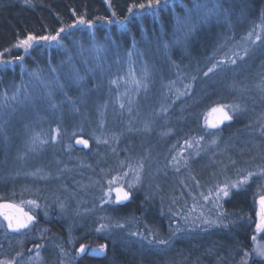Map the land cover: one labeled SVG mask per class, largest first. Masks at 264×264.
<instances>
[{
  "label": "trees",
  "instance_id": "obj_1",
  "mask_svg": "<svg viewBox=\"0 0 264 264\" xmlns=\"http://www.w3.org/2000/svg\"><path fill=\"white\" fill-rule=\"evenodd\" d=\"M184 2L188 5L187 0ZM140 3L147 4V0H30V3H25V0H0V53L12 49L27 33L55 34L59 28L71 25L77 17L84 16L94 21L92 29L77 25L74 30L62 33V37L73 34L86 42L94 34L96 40L113 41L123 47L145 37L158 42L169 40L170 44L165 42L169 46L165 55L172 70L171 82H174L173 88L167 84L168 108L164 111L170 118L166 127L170 131L171 147L167 154L159 157L162 161L159 180L151 192L145 188L132 190V197L119 205L100 203L108 180L125 168L120 169L116 164L126 153L125 149L119 151V147L124 148L127 142H120L116 134L114 144L107 147L93 145L88 151L72 146L73 156L85 159L88 165H93L96 173L95 179H83L84 184H81L75 174L65 180L53 176L50 180L46 178L45 182L41 179L36 182L19 179L15 169L12 166L9 168L6 134L0 132V200L17 203L37 200L41 205L38 209H31L37 219L29 229L13 233L0 227V259H12L20 252L22 255L16 258L18 264H61V261L63 264H240L244 251L252 252L254 245L251 237L257 235L258 239L264 236L254 232L255 224L249 219H255L256 197L264 194V176L232 189L229 196L219 201L215 200L214 193L217 185L234 181L247 171L256 173L264 168V135L257 131L264 123V97L255 89H250L243 80L249 78L255 83L264 77V55H257L253 62L238 60L237 63L244 62L243 68L234 73L231 70L229 76H236L238 81L231 83L229 79L226 82L229 86L226 83L209 85L216 78L217 71L204 76L230 44L243 35L245 27H251L252 22L258 24L260 15L264 21V0H236L235 8L227 13L233 26L225 23L219 24L218 28L212 22L200 23L185 53L170 40V30L175 27L171 11L176 4L162 0L161 6L155 10L133 8L131 13L128 11L134 4ZM220 3L229 11L227 0H220ZM176 10L179 11V8ZM98 17H109L113 22L109 24L98 20ZM124 17L127 19L124 20ZM35 48L25 53L28 54L25 61L34 58L31 53L36 52ZM14 56L12 53L11 57ZM176 67L194 72L187 83L192 85V90L179 99L176 98L177 89L181 92L185 89L176 81ZM10 71L0 72L3 82H7ZM192 77L196 79L192 80ZM91 82L89 85L92 87ZM221 86H224L222 90ZM75 96L73 93L70 98ZM218 104H239L244 110L219 129H211L206 126L205 120L209 118L211 108ZM78 127L87 131L82 136L89 135V128L92 131L98 129L94 125ZM61 128L60 143H65L67 129ZM99 130L103 134L107 132ZM200 136L204 140L198 147L195 144L192 147L185 145V140L195 141ZM213 136L216 137V144L210 143ZM114 150L118 152L116 157ZM93 151L96 156L91 155ZM63 154V162L68 161L65 152ZM173 156L179 164L172 162ZM92 157L97 158L92 160ZM95 159L99 162L96 163ZM230 160L235 163H230ZM78 161L74 159L75 164ZM210 190L213 195L205 201L203 196L209 195ZM60 202L66 206L63 212L58 207ZM216 203L219 208L215 207ZM45 205L47 215L44 214ZM218 212L224 214L223 223L228 227L190 228L182 218L185 215L195 218L201 213L215 218ZM173 213L179 215L174 216ZM117 222L125 227L97 231L101 223ZM177 226L182 231L173 235ZM133 232L143 236H131ZM143 237L170 242L168 245L150 244ZM80 244H104L106 250L99 255L88 250L77 256L76 249ZM36 245L41 247L37 249ZM37 252L39 260L36 259ZM249 264H260V260L250 259Z\"/></svg>",
  "mask_w": 264,
  "mask_h": 264
},
{
  "label": "rangeland",
  "instance_id": "obj_2",
  "mask_svg": "<svg viewBox=\"0 0 264 264\" xmlns=\"http://www.w3.org/2000/svg\"><path fill=\"white\" fill-rule=\"evenodd\" d=\"M184 1L186 0H163V2L176 4L173 7L179 8V11L176 8L171 11L175 27L170 30V40L184 53L188 50L195 29L200 23L212 22L218 28L219 24L225 23L233 26L227 13L235 8L236 0H227L230 4L229 11L221 7L220 0H187L188 5ZM194 3H202L207 8H212L214 5L219 7L207 19H203V12L206 11L204 9L200 14L193 12L191 20L186 21L188 9ZM258 21H260L258 24L252 22L251 27H245L243 35L230 44L231 46L218 57V60L231 56L235 50L243 54L244 47L250 45L247 38L249 32L261 34L264 39V21L261 15ZM189 25L194 26L191 31H189ZM222 34L221 31L220 37ZM76 37L69 34L64 38L67 48H61L56 44L48 47L47 42L38 41L34 45L37 48H35L36 52L31 53L34 58L26 61L13 59L19 56L16 53H20L25 58L28 54L26 55L23 49L13 47L4 52V58L12 63L7 66L0 64V72L6 73L11 70L7 82H3L0 77V103L4 102L5 94L9 98L13 93L17 95L16 100L9 99L6 106L0 107V132L6 134L10 156L9 168L12 166V169L18 173L19 179L22 178L21 180L24 181L36 182L41 179L45 182L46 178L50 180L53 176H59L65 180L75 174L79 177L78 181L84 184L83 179L86 181L95 179V169L80 156H73L72 146L88 151L93 145L97 148L107 147L114 144L116 134L120 142H127L124 148L119 147V151L125 149L126 153L123 158H119L116 165L120 169L125 168L117 173L128 171L129 165L135 168L143 161L141 183L133 190L145 188L151 192L159 180L158 172L162 162L159 157L167 154L171 147L170 131L166 127L169 125L170 118L162 110L168 108L166 106L167 84L169 83L173 88V83L170 84L172 70L165 55L169 47L165 42L170 44V41L158 42L157 39L145 37L131 43L128 47H123L113 41L95 40L94 43L102 45V50L95 51L90 47V43L93 42H83ZM252 40H255V36ZM81 41L86 49L83 52L78 48ZM12 53L14 57H11ZM257 55H264V43L261 41L250 45V55L244 60L253 62ZM69 57H71L70 63ZM243 65L244 62H241L217 70L216 78L211 80L209 85H222L229 79L231 83H236L238 78L229 76L230 72L240 70ZM73 69H78L84 79L80 81L73 79ZM34 72L40 73L39 79L32 75ZM145 72L148 74L147 79H144ZM175 72L176 81L180 82V86L187 84L188 78L194 73H190L184 67H176ZM133 78L143 80L147 87L137 88L132 82ZM113 80L117 82L111 83ZM243 80L250 89H255L264 97V91L257 87L258 82L254 83V80L249 78ZM89 81H92V87ZM174 85L177 87L178 83ZM223 87L221 86V90ZM49 92L51 96L48 95ZM73 93L76 96L71 99L70 96L72 97ZM74 102L77 103L74 104ZM121 104L124 105L123 108L120 107ZM103 108L105 109L101 114ZM208 120H211L210 115ZM78 125H94L98 129L92 131L89 128V135L82 136L87 131ZM62 126L65 130L67 129L65 143H60ZM57 128L60 129L59 135L56 141H52V136L57 135ZM99 129L107 132L100 133ZM36 133H40L41 138L49 142L37 150H31L30 141ZM97 137L101 141L107 140V143H97ZM80 138L88 140L87 147L76 143V140ZM111 149L113 150L114 147ZM95 151L91 153L92 156H96ZM64 152L68 160L66 162L62 160ZM113 155H118V152L114 150ZM93 158L97 157H92V160ZM74 159L79 161L75 164ZM95 161L98 163L99 159ZM32 173L36 174L32 175ZM132 178L130 174L127 179ZM24 207L25 211L29 210L28 205ZM258 242L264 243V236L258 238ZM86 246L90 252L92 248L98 247L90 244Z\"/></svg>",
  "mask_w": 264,
  "mask_h": 264
},
{
  "label": "snow or ice",
  "instance_id": "obj_3",
  "mask_svg": "<svg viewBox=\"0 0 264 264\" xmlns=\"http://www.w3.org/2000/svg\"><path fill=\"white\" fill-rule=\"evenodd\" d=\"M25 3H30V0H25ZM162 0H147V4L140 3L138 5H133L128 9V11L131 13L133 11V8L138 9H156L158 6H161ZM219 6L214 5L212 8H207L206 5L202 3H194L191 8L188 9V15L185 17L186 21L191 20V14L193 12H196L197 14H200L202 10L206 9V11L203 12V19H207L213 11H215ZM115 15V14H113ZM98 20H104L107 23L111 24L113 21L109 17H98ZM124 20L127 19V17L123 18ZM119 22V21H118ZM77 25H86L88 29H92L94 27V21L86 19L84 16L77 17L76 21L73 22L71 25H67L66 27H61L58 30H56L55 34H46V35H36L33 33H27L24 38L19 39L17 43L14 45V47L23 49L25 53H29L30 50L34 48V45L37 44L38 41H44L47 42L48 47H51L53 44L58 45L61 48H67V45L64 44V37H62V33H66L68 30L73 29L77 27ZM194 28V26L189 25V31H191ZM255 36V40H252V37ZM248 41L250 42V45H254L256 41H261L264 43V39H262L261 34H257L255 32H249L247 34ZM90 41L93 43H90V47H92L95 51L102 50V45L99 43H94L96 38L93 34L90 38ZM250 45L245 46L243 49V54L240 53L239 50H235L232 52L231 56H225L223 59L218 60L213 64L212 67L208 68V71L204 73L205 77H208L210 73H214L217 70H222L223 67H226L228 65H236L238 60H244L246 57L250 55ZM78 48L81 52L85 51V45L81 41L78 44ZM17 61H23V56H16L13 58ZM71 62V57H69V63ZM12 63L10 60H6L4 58V53H0V64H3L7 66L8 64ZM52 71H56V69H52ZM34 77L37 79L40 78V73L34 72L32 73ZM147 72L144 74V79H147ZM73 79L76 81L83 80L84 77L80 75L78 69H73ZM196 77H192V80H195ZM116 80L111 81V83H116ZM137 88L140 87H147V84L143 82V80H136L133 78L132 81ZM174 83V82H170ZM257 87L260 88L262 91H264V77L261 78V80L258 82ZM184 92H181L179 89H177V99L180 98V96H186L188 92L192 90L191 84H185L184 85ZM49 96H51V93H48ZM16 100L17 95L16 93H13V95L9 98L7 97V94H5V100L3 103H0V107L6 106L8 100ZM55 107V105H52ZM121 108L124 107L123 104L120 105ZM163 111H167V109H162ZM244 109L239 104H231V105H225V104H218L215 107L211 108V113L216 114L215 117L212 120H205V124L207 127L211 129H219L220 125H223L227 121H232L237 113L242 112ZM147 127V125H146ZM261 133V135H264V123L261 124L260 128L257 129ZM60 129H56V136H52V141L57 140V136L59 135ZM75 135V133H73ZM97 143L103 142L107 143V140L101 141L99 137L96 138ZM204 140L203 136H200L196 138L195 141H189L185 140V145L188 147H192L193 144H195L197 147L200 145V142ZM48 140H45L41 138L40 133H36L32 136L30 141V149L31 150H37L42 145L48 143ZM77 144H83L85 147L88 146V140L85 139H77ZM211 144H216L217 140L216 137L213 136L211 141ZM71 147V146H69ZM197 155H199V152H197ZM172 162L175 164H179V161L175 156L172 157ZM185 166L187 165V160H185ZM230 163L234 164L235 161H231ZM123 165V162H121ZM144 164L143 161L137 164L135 168H133L131 165L128 166V171H124L122 173H117L115 177H112L108 180L106 190H103V195L100 198L101 205L106 204H116L119 205L124 201H128L132 195V190L137 187L141 183V172L143 170ZM179 171V168L176 169ZM38 172L40 170H37ZM103 171V170H102ZM36 173H32V175H35ZM133 177L132 179H127L129 175ZM264 176V168H260L259 172H252L247 171L246 174H242L238 177V179L234 181H226L223 184L217 185L214 189L215 193V200L219 201L223 197H227L230 195L232 189H238L243 185H248L249 181L253 179H258L259 177ZM43 178V177H42ZM114 195V199H113ZM213 195L212 190H210L209 195L203 196V199L205 201H208L210 197ZM256 208H255V219L252 220L251 217H249L251 223L255 224L254 232L256 234L264 235V194H260L256 197L254 201ZM25 205L29 206V210L25 211ZM41 205L38 203L37 200H28V201H20V202H12L7 200H0V227H3L6 231H11L13 233H20L22 230H27L33 223L36 221L37 217L33 214L31 209H38ZM45 207V215H47V205ZM61 212L65 210V204L63 202H60L58 205ZM216 208H219L220 205L218 203L215 204ZM89 211V210H85ZM174 216L179 215V213H173ZM184 220V223L186 226L190 228H196L199 226H204L205 229L212 228V227H228L227 224L223 223L224 220V214L223 213H217V216L215 218H210L208 216H204L203 213H201L199 216L193 218L189 215H185L182 217ZM103 219V218H102ZM125 227L122 223H101L100 226L97 228V231L101 230H111L112 228H123ZM181 228L177 226L175 230L173 231V235L176 233L181 232ZM131 236H143L142 233L139 232H133L130 233ZM143 239L148 240L150 244H156V245H168L169 240H163V239H155L153 237L152 239H149L148 237H143ZM253 241V249L250 253L249 251H244V258L240 261V264H249V260L253 258H259L260 264H264V243L258 242L257 235H253L251 237ZM37 249L41 247V245L35 246ZM106 245L101 244L96 248L91 249L92 254H102L105 251ZM31 251V250H30ZM60 251L63 253L64 249L61 248ZM88 251V246L85 244H80L79 248L76 249L77 256L80 254L86 253ZM22 254L20 252H17L15 254V257L12 259H0V264H18L17 257H20ZM31 260L32 257H29ZM36 259H40L39 252L36 253ZM61 264H63V261H61Z\"/></svg>",
  "mask_w": 264,
  "mask_h": 264
},
{
  "label": "water",
  "instance_id": "obj_4",
  "mask_svg": "<svg viewBox=\"0 0 264 264\" xmlns=\"http://www.w3.org/2000/svg\"><path fill=\"white\" fill-rule=\"evenodd\" d=\"M215 115H216V114L211 113V114H210V119L212 120V119L215 117Z\"/></svg>",
  "mask_w": 264,
  "mask_h": 264
}]
</instances>
